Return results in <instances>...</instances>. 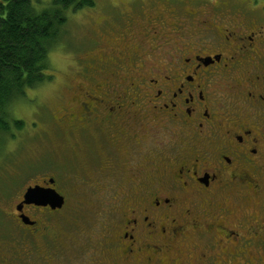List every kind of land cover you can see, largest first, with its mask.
<instances>
[{
    "label": "flooded vegetation",
    "instance_id": "flooded-vegetation-1",
    "mask_svg": "<svg viewBox=\"0 0 264 264\" xmlns=\"http://www.w3.org/2000/svg\"><path fill=\"white\" fill-rule=\"evenodd\" d=\"M80 13L67 57L86 84L43 131L63 167L40 157L0 211V264H264V0ZM74 179L100 194L88 235Z\"/></svg>",
    "mask_w": 264,
    "mask_h": 264
},
{
    "label": "rangeland",
    "instance_id": "rangeland-1",
    "mask_svg": "<svg viewBox=\"0 0 264 264\" xmlns=\"http://www.w3.org/2000/svg\"><path fill=\"white\" fill-rule=\"evenodd\" d=\"M94 7L111 8V5L122 6L126 0H94ZM68 11V12H67ZM66 34L61 35L60 42H56L54 48L49 52V63L52 79L40 84L36 88L26 90L24 96L14 101L9 108V135L0 137V211L8 212L13 205L12 196L22 187V183L30 182L32 172H38L41 168L35 161L40 159L48 163V167H63V156L61 162L57 160L55 149L63 152V138L55 133L49 132L48 136L43 132L50 129L51 116L61 117L62 108L70 110L78 95L72 88L78 84L85 86L86 82L80 80L73 58L68 56L76 49L78 37L82 27L88 26V19L81 17V13L67 10ZM82 26V27H81ZM64 36V38H63ZM69 52V53H68ZM63 94L64 103L58 101L59 95ZM64 105V106H63ZM12 121H21L22 129L18 130ZM56 129V128H55ZM56 133L58 131L56 130ZM56 158V159H55ZM62 166H61V165ZM47 167V164H44ZM47 169V168H44ZM43 169V170H44ZM38 170V171H37ZM69 175H75L69 171ZM66 187V188H65ZM66 189L70 203L78 202L79 214L73 219L78 225V232L88 233L93 231L94 220L98 218V206L95 201L100 194L95 188L75 182L67 186L63 183L60 188ZM97 190L104 189L97 188Z\"/></svg>",
    "mask_w": 264,
    "mask_h": 264
},
{
    "label": "trees",
    "instance_id": "trees-1",
    "mask_svg": "<svg viewBox=\"0 0 264 264\" xmlns=\"http://www.w3.org/2000/svg\"><path fill=\"white\" fill-rule=\"evenodd\" d=\"M94 3V0H0L1 138L9 135V108L14 101L23 97L26 90L52 79L46 74L51 71L49 52L62 39V32L66 34V11L79 13L94 7ZM12 124L22 129L21 121Z\"/></svg>",
    "mask_w": 264,
    "mask_h": 264
},
{
    "label": "water",
    "instance_id": "water-1",
    "mask_svg": "<svg viewBox=\"0 0 264 264\" xmlns=\"http://www.w3.org/2000/svg\"><path fill=\"white\" fill-rule=\"evenodd\" d=\"M49 191H48V194H46V196H50L51 198H58L59 197L58 194H56L53 190L52 191L49 190ZM35 196L40 197L42 195H40L38 193V191H37L36 188H29V189H27V191L24 194L25 202L28 203L29 200L32 199Z\"/></svg>",
    "mask_w": 264,
    "mask_h": 264
}]
</instances>
